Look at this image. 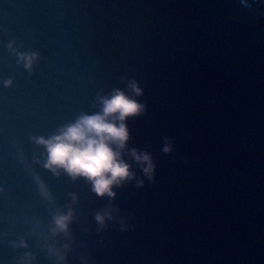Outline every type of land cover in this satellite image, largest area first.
<instances>
[{"label":"water","instance_id":"obj_1","mask_svg":"<svg viewBox=\"0 0 264 264\" xmlns=\"http://www.w3.org/2000/svg\"><path fill=\"white\" fill-rule=\"evenodd\" d=\"M116 90L100 195L37 138ZM0 264H264V0H0Z\"/></svg>","mask_w":264,"mask_h":264},{"label":"clouds","instance_id":"obj_2","mask_svg":"<svg viewBox=\"0 0 264 264\" xmlns=\"http://www.w3.org/2000/svg\"><path fill=\"white\" fill-rule=\"evenodd\" d=\"M37 56L35 53L21 54V58L27 60L28 68H31ZM132 87L139 95L141 90L135 84ZM101 102V112L82 115L74 124L61 129L58 135L50 139L39 137L37 142L47 147L49 156L46 167L63 168L73 177L85 176L94 182V191L98 194L114 195L112 185L134 174L130 173V166L120 158L121 153L115 151L110 142L118 144L120 148L125 146L129 131L123 121L139 114L144 106L120 90H116L110 98L101 97ZM117 113L115 119H109ZM117 120L121 122L119 126ZM164 150L167 152L170 149L165 147ZM133 154L138 161L147 162V167L144 168L146 173L153 171L154 165L147 153L139 154L133 150ZM68 219L70 214L59 216L56 223L60 228L66 229ZM97 219L103 222L104 217L98 215Z\"/></svg>","mask_w":264,"mask_h":264}]
</instances>
